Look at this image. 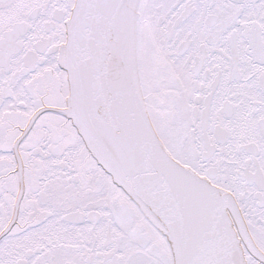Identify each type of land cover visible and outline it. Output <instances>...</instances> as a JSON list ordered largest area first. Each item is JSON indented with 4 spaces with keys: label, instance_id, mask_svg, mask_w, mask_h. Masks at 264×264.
<instances>
[{
    "label": "snow or ice",
    "instance_id": "obj_1",
    "mask_svg": "<svg viewBox=\"0 0 264 264\" xmlns=\"http://www.w3.org/2000/svg\"><path fill=\"white\" fill-rule=\"evenodd\" d=\"M0 264H264V0H0Z\"/></svg>",
    "mask_w": 264,
    "mask_h": 264
}]
</instances>
